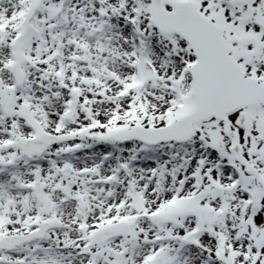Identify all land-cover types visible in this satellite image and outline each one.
I'll return each instance as SVG.
<instances>
[{
	"label": "snow or ice",
	"instance_id": "obj_1",
	"mask_svg": "<svg viewBox=\"0 0 264 264\" xmlns=\"http://www.w3.org/2000/svg\"><path fill=\"white\" fill-rule=\"evenodd\" d=\"M0 264H264V0H0Z\"/></svg>",
	"mask_w": 264,
	"mask_h": 264
}]
</instances>
